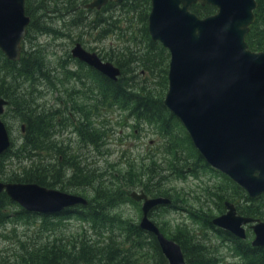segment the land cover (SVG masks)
Masks as SVG:
<instances>
[{
  "label": "rangeland",
  "instance_id": "rangeland-1",
  "mask_svg": "<svg viewBox=\"0 0 264 264\" xmlns=\"http://www.w3.org/2000/svg\"><path fill=\"white\" fill-rule=\"evenodd\" d=\"M65 2L63 0L57 4H47V8L41 12L38 7L40 0H29L28 9L33 21L31 28L28 27L26 30L27 34L21 42V46L23 51H29L25 58L31 57L28 60L30 65H35V69H39L37 65H43V67L40 68L41 74L33 75L35 79L32 83L25 81L19 87H11L16 93L14 96L16 98L12 99L9 105H5L3 113L0 115L13 142L9 155L2 160L4 175L0 181L6 182L5 174L14 176L20 172L28 171V162L33 164L37 170L49 169L48 165L55 164V156L50 151L49 154L40 151L36 156L26 153L22 158V154H16L17 144L22 135L19 125L22 123L21 120L25 113L21 108L28 106L32 110L41 108L43 115L50 116L52 119L49 138L38 140H41L43 144L51 143L57 147L67 148L68 152H73L78 156L82 162L81 165L84 164L88 169L94 167L99 170V173H103L100 174L101 177H109L111 172L114 174L118 172L115 174L118 176L117 183L122 187L128 183V180H143L146 168L153 161L155 162V172L152 174L154 180H152V186L156 188L155 182L163 188L167 195L162 196L168 197L171 201L181 199L177 204L197 210L201 213V217L207 215L208 218H211L222 213L224 211L222 202L232 194L234 183L229 178L210 168H200L195 174H185L182 178L170 173L171 153L175 147L177 151L183 148L184 131L177 127L164 130L159 124L139 122L134 117L128 116L127 110L115 106L110 107L107 103L101 102V98L97 97L98 88L94 85L93 78L85 75L89 67L79 66L69 57V49L74 41L79 42L86 50L96 52L98 56L107 61L110 58L112 61L118 58H131L129 51L133 52L136 61L129 66L133 67L135 71L132 74L125 72L124 76L131 77L133 75L135 84L145 83L147 86L155 87L154 94L160 95L164 86L163 75L152 73V69H144L146 70L144 73L140 71L144 68V63L146 65L149 63L140 57L142 52L146 51L147 43L143 30L141 31V24L132 16L131 12H124L119 6H113L106 12L85 11L86 20H81L78 25H70L71 16L62 15L64 21L61 19L60 13L65 11L62 7ZM54 7L58 9L57 12L51 11V9H55ZM111 13L114 16L111 18L113 23L110 22V25L103 24L101 27L97 26V29L90 24L92 19L100 16L111 17ZM124 13L128 14L125 16L126 19L123 18ZM115 18H118L116 22H114ZM43 25L49 28H45ZM165 52L167 53L166 50ZM42 61L43 63L40 64ZM167 62L168 55L165 64H168ZM63 65L65 67H62ZM160 69H162L161 65ZM71 72L80 74L83 81L74 77ZM0 74H2V69H0ZM65 75L68 78H65ZM39 77L40 79L37 81ZM50 79L53 83H56L57 80L58 82L49 87L47 82ZM60 81L63 84H60ZM37 91L39 93H36ZM86 95H91L90 101ZM49 106L56 109L50 111ZM76 109L78 110L77 114L75 113ZM71 111L75 114L69 118L70 121L59 119L58 123L55 120L62 116V113L66 115ZM95 113L97 115H94ZM84 115L87 116L89 127H94L102 133L99 139L100 153H96L94 148L98 142L90 143L85 138H81L79 142L76 136L74 127L78 124L82 125L81 118ZM166 132L169 135L164 138ZM166 140L167 142L171 141L169 146L165 145ZM165 148H167L166 152ZM190 161L192 162L191 159H189ZM54 171L48 179L52 185L54 184L50 188L60 190L62 182H67L68 174L64 173L59 177L56 168ZM140 183L138 182L133 189L139 190ZM218 186L223 189L213 194L211 189ZM79 188L65 184L61 191L82 194L84 197L89 195V188L86 190H83L84 187ZM216 195H220L219 200ZM220 206L221 209L218 210L216 207ZM5 208L10 218L0 226V255H10L11 252L18 254L20 247L17 246V242L23 244L35 242L36 245H39L55 235L56 238L63 239L64 244H69L72 241L67 238L81 235L83 230L92 227V224L96 227V231L112 227L108 224L107 217L104 218L106 222L101 224L88 218L84 220L73 212L43 221L41 218L33 216L20 218L22 217L18 214L20 206L15 202L5 205ZM108 212L111 217L133 219L137 223L140 217V203L125 201ZM84 215H86L85 212ZM149 218L162 226L166 237L180 228L184 231L188 230V237L197 240L204 251L210 253L211 256H213V251L215 264L239 263V258L234 254L232 246L223 243L228 241H222L215 230L206 228L203 221H195L196 219L188 216L183 208L158 207L151 212ZM89 232V230L86 231V233ZM245 232L244 241L249 243L253 238V233L248 226L245 227ZM113 235L115 234L113 233ZM116 241L118 240L116 239ZM195 254H193L194 258ZM197 255H199L198 252ZM142 261L145 264H154L153 251L148 245L143 246L137 256L136 264Z\"/></svg>",
  "mask_w": 264,
  "mask_h": 264
},
{
  "label": "water",
  "instance_id": "water-1",
  "mask_svg": "<svg viewBox=\"0 0 264 264\" xmlns=\"http://www.w3.org/2000/svg\"><path fill=\"white\" fill-rule=\"evenodd\" d=\"M105 1L92 0L88 6L97 9ZM195 2L213 5L216 10L198 17L188 9ZM150 5L149 33L169 55L163 104L209 165L227 174L250 198L264 193V52L249 50L244 40L256 1L150 0ZM28 21L24 0H0V51L7 58L18 60ZM69 52L111 80L119 73L79 42ZM5 104L0 97V114ZM9 143L0 119V155ZM1 192L24 210L37 213H56L87 203L79 195L33 182L0 181ZM129 196L141 201L138 226L154 236L166 264H186L180 245L148 217L153 207L170 200L147 197L142 191H131ZM224 207L225 212L211 223L241 240L246 238L243 226L251 223L250 245L264 247V221L237 214L232 203L224 202Z\"/></svg>",
  "mask_w": 264,
  "mask_h": 264
},
{
  "label": "trees",
  "instance_id": "trees-1",
  "mask_svg": "<svg viewBox=\"0 0 264 264\" xmlns=\"http://www.w3.org/2000/svg\"><path fill=\"white\" fill-rule=\"evenodd\" d=\"M256 2L257 6L253 10L254 21L249 26V31L245 34V42L250 50L264 52V0H256ZM28 5L29 0H24V11L27 15H31V13H29ZM110 6L113 7L117 5L112 3ZM119 7L124 12H131L132 16L138 20L139 24H141V31L143 30V35L147 40L145 47L146 51L142 52L140 57H142L145 62L149 61L151 65L149 63L146 65V63H144V68L140 71L144 72L152 69V73L156 72L163 75L164 86L161 94L158 95L154 94L155 87L147 86L143 81L142 83L144 84L137 85L135 84V77L133 75L131 77H129V75L124 76L125 72L132 74L135 71L133 67L127 65H132V63H135L136 61L133 56V52L129 51L131 58H118L114 61L110 58V61L115 62L116 66L120 67L121 70V78H118L117 80H111L102 76L99 72H95L93 69L88 68L89 71L94 73L92 78L94 85L98 88L97 97L99 96V98H101V102L107 103L110 107L115 106L119 109L127 110V115L134 117L139 122H149L154 125L159 124L164 128V130H171V127H177L184 131L175 115L163 104L167 88L168 64L165 63L168 54L165 52L164 47L160 43L152 41L148 36L147 17L150 9V0H124ZM44 8H47V3H45ZM189 10L195 15L203 17L212 14L215 11V7L208 4H192L189 6ZM88 11L89 10H86V12ZM81 13H83L82 10ZM123 15V18L126 19L125 16L128 14L124 13ZM113 16L114 15L111 13V17H105V20L102 16H100L92 19L90 24L94 27H101L104 23L110 25V22L113 23V21H111ZM83 18L84 16H82V14L80 15V13H74L72 24L78 25ZM117 20L118 18H115L114 22ZM28 27L29 24L27 28ZM43 27L48 28V26ZM153 50L154 53H152ZM28 53L29 52L23 55L21 53L18 61L12 62L6 60L0 52V61H2L0 65V69H2V74H0V97L6 99L8 105L12 99L16 98L14 97L16 93L11 87H19L25 81L32 83L35 79V76L33 75H38L42 72L40 68L43 67V65H37L39 69H35V65H30L28 60L31 59V57L25 58ZM38 60L40 61V59ZM42 63L43 61L40 64ZM160 65L162 66V69H160ZM62 67H64V65ZM71 74L74 77L80 75L74 72H71ZM66 77L67 76L65 75V78ZM39 79L40 77L37 81ZM57 82L58 80L56 83ZM47 83L49 87L51 84H56L55 82H51V79ZM60 84H63L62 81H60ZM36 93H39V91ZM69 106L71 105L69 104ZM48 108L50 111L56 109L53 106H49ZM21 109L25 112L23 114V119L21 120L24 125V131L21 135L20 142L17 144L18 150L16 154H22V158L26 155V153H32L30 156H36L40 151L41 153L46 154H49L50 151L51 154L55 156L56 160L54 165L47 166L49 169L41 170H37L33 164L28 162V171L20 172L14 176L5 174V181L35 182L39 185L50 187L54 184L52 185V182L48 179L53 172H55L54 169L56 168V172L59 173V177L64 173L68 174L66 179L67 182H62L60 190H62L66 184L70 187H84L83 190L89 188L90 193L86 197L80 194V196L86 199V205H77L66 208L55 214L32 213L19 208L18 214L22 216L20 218H29L30 216H33L46 221L47 219H54L74 212L77 216L83 218L84 220L88 218L91 221H97L101 224L106 222L104 218L107 217L108 224L112 225V227H105L101 231H96V227L92 224V227H88L83 230L81 235L71 237L70 239L67 238L72 241L69 244H64L63 239L56 238L57 236L55 235L51 238H47L39 245H36L35 242L32 244L17 242V246L20 247L19 253L15 254L11 252L10 255H0V264H136L137 256L144 245H148L153 251L154 264H166V261L160 253L152 234L141 230L133 219L130 220L127 218L111 217L108 212L116 208L119 204L125 203V201H133L128 194L131 191L130 189L134 190L133 188L136 187L138 182H141L139 188L147 196L167 195L166 191L159 187L157 183L154 182L156 188H153L152 186V174L155 172V162L152 161L150 166L146 168L143 180H128V183L121 187L117 183L118 176L115 175L118 174V172H115V174L111 172L109 177H101L100 174L103 173H99V170L94 167L88 169L84 164L81 165L82 162L79 160L78 156L73 152H68L67 148H63L62 146L55 147L51 143L43 144L41 140L49 138V129L52 122L51 117L44 116L42 111L37 108H33L32 110L26 106ZM62 114L63 115L59 116V118H55L58 123L59 119H66L70 121V116L68 114ZM94 115H97V113ZM81 119L82 125L79 126L80 124H78V126L74 127L79 142L81 138L89 140L90 143L98 142L94 148L96 153H100L101 151L99 148L101 144L99 139L101 138L102 133L94 127H89V121L86 115H84ZM134 125H136V123H134ZM184 133L183 148L178 151L176 147L173 148L174 151H172L171 158L169 160L170 173L181 178L185 174H195L200 168L211 169V167L198 153L197 149L193 147L185 131ZM168 135L169 134L166 132L164 134V138H167ZM167 140L165 145L169 146L171 141L167 142ZM12 147L13 142L11 140L9 148L3 155H0V178L4 175L2 172V160L9 155ZM166 151L167 148H165V152ZM189 159H191L192 162H189ZM79 189L81 190V188ZM222 189L223 187L218 186L211 190L213 194H216ZM244 192L246 191L234 183L233 189L231 190L232 194L227 197V200L232 201L235 204L238 213L264 220V194L258 195L255 198H250L247 193L245 194ZM216 196L219 200L220 195ZM180 200L181 199L171 201V204L168 206L158 207L168 209L183 208L188 216L196 219L195 221H203V223L207 226L206 228L215 230L221 237L222 241H228L227 243H223L232 246L234 254L239 258L238 264H264L263 247L251 246L249 243L232 236L226 231L213 228L210 222L211 218H208L207 215L201 217V213L197 210L186 208L184 205L177 204ZM9 204H13V202L3 192H1L0 226L3 223L5 224V222H7L10 218L5 208V205ZM216 208L220 210L221 206ZM84 212L86 215H84ZM156 225L165 235V232L161 228L162 226L157 223ZM88 230L90 232L86 233ZM113 233L115 235H113ZM168 238L174 240L180 245L186 264H215L213 251V256L204 251L202 245L197 240H193L188 237V230L184 231L180 228L176 230L175 233L169 234ZM116 239L118 241H116ZM197 252L199 255H197ZM194 253H196L195 258L193 257ZM139 264L145 263L142 261Z\"/></svg>",
  "mask_w": 264,
  "mask_h": 264
},
{
  "label": "flooded vegetation",
  "instance_id": "flooded-vegetation-1",
  "mask_svg": "<svg viewBox=\"0 0 264 264\" xmlns=\"http://www.w3.org/2000/svg\"><path fill=\"white\" fill-rule=\"evenodd\" d=\"M45 1V2H44ZM64 1H66L63 5H62V7L64 8V12H62V13H60L61 14V19L64 21V18L62 17V15L63 16H65V17H67V16H71V21H70V25H73L72 24V20H73V18H74V13H80V15L82 14V16H84V18L82 19V20H86L87 19V17H86V14H84L85 13V11L86 10H89V12H91V11H97L98 13L101 11V10H103V9H105L107 6H108V4L109 3H111V2H107L104 6H102L101 8H99V9H92L91 7H90V9L89 8H87L86 7V5L88 4V2H91L92 0H64ZM77 1V2H76ZM43 2H44V4H43ZM47 2V4H57V3H59V2H63V0H40V3L38 4V7H39V10H41V12L43 11V9H45L44 8V5H45V3ZM55 9L53 10V9H51V11L52 12H57L58 11V9L56 8V7H54ZM81 10H82V12L83 13H81ZM85 10V11H84ZM103 19L105 20V17H103ZM32 21H33V18H32V16L31 15H29V27L31 28V26H32ZM104 24H106V23H104ZM44 26V25H43ZM49 28V27H48ZM40 30H42L41 28H40ZM27 34V33H26ZM75 42H77V41H74V43ZM73 43V44H74ZM29 52V51H28ZM27 52H25V51H23V49H22V55L23 54H26ZM3 56L5 57V59L6 60H8V61H12L11 59H9V58H7V56H5L4 54H3ZM69 57L71 58V60H73L77 65H86L85 63H83L82 61H80V60H78L77 58H75V57H73V56H71V54H70V52H69ZM18 61V60H17ZM12 62H14V61H12ZM0 65H1V63H0ZM65 67V66H64ZM89 67V66H88ZM89 68H91V67H89ZM91 69H93V68H91ZM93 71H95V72H97L95 69H93ZM93 74L94 73H92V71H89V70H87V72L85 73V75H87V77H91L92 78V76H93ZM78 79L79 80H81V81H83V78H81V77H79L78 76ZM87 97H88V101H90V96L91 95H86ZM6 100V99H5ZM7 102V101H6ZM76 114H77V109H76V112H75ZM74 112L72 113V112H70L68 115L71 117V116H73V114H75ZM74 120V119H73ZM71 121H72V119H71ZM73 122V121H72Z\"/></svg>",
  "mask_w": 264,
  "mask_h": 264
},
{
  "label": "bare ground",
  "instance_id": "bare-ground-1",
  "mask_svg": "<svg viewBox=\"0 0 264 264\" xmlns=\"http://www.w3.org/2000/svg\"><path fill=\"white\" fill-rule=\"evenodd\" d=\"M111 2L110 4H116L117 6H120V4L124 1V0H120V1H115V0H106L99 8H101L102 6H104L107 2ZM77 2V1H76ZM47 3V2H46ZM89 3L90 2H88V4L86 5V7L87 8H89L90 9V6H88L89 5ZM110 4L105 8V9H103V10H101V11H104V12H106V11H108L109 9H110V7H112V6H110ZM99 8H97V9H99ZM150 9H151V5H150ZM150 9H149V13H150ZM54 10V9H53ZM100 11V12H101ZM89 12V11H88ZM95 13H98L97 11H94ZM149 13H148V15H149ZM72 16V15H71ZM86 17H87V14H86ZM98 29V28H97ZM147 33H148V36L151 38V35H150V33H149V30H148V17H147ZM151 40L152 41H154V42H158V43H160L159 41H157V40H153L152 38H151ZM161 44V43H160ZM137 55V54H136ZM141 60V59H140ZM12 61H14V60H12ZM16 61V60H15ZM109 62L114 66V67H116L117 69H118V71H119V73H118V75L116 76V78L115 79H113V80H117L118 78H121V70H120V67H118V66H116V63L115 62H112V61H110L109 60ZM127 65H130V64H127ZM126 66V65H125ZM96 70V69H95ZM97 72H99L98 70H96ZM100 73V72H99ZM144 73V72H143ZM101 74V73H100ZM79 75H77L76 77H78ZM80 77V76H79ZM167 89V88H166ZM38 106V105H37ZM47 108V107H46ZM41 109V108H40ZM41 111V110H40ZM40 123V122H39ZM52 129V128H51ZM23 140V139H22ZM46 146V145H45ZM56 147V146H55ZM202 157V156H201ZM203 158V157H202ZM204 159V158H203ZM205 161V160H204ZM206 162V161H205ZM207 163V162H206ZM208 164V163H207ZM209 165V164H208ZM210 167H211V169H213V170H215V171H219V170H217V169H215L214 167H212L211 165H209ZM220 172V171H219ZM220 173H222V172H220ZM223 175H225L226 177H228L231 181H233L227 174H225V173H222ZM10 182H16V181H10ZM234 182V181H233ZM235 183V182H234ZM237 184V183H236ZM238 185V184H237ZM243 189V188H242ZM246 191V190H245ZM247 193V192H246Z\"/></svg>",
  "mask_w": 264,
  "mask_h": 264
}]
</instances>
